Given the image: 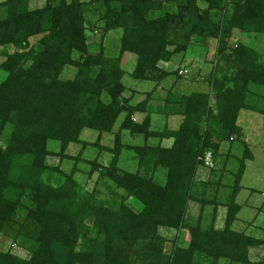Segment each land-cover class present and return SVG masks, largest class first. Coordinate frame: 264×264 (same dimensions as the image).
I'll list each match as a JSON object with an SVG mask.
<instances>
[{
	"label": "trees",
	"instance_id": "obj_1",
	"mask_svg": "<svg viewBox=\"0 0 264 264\" xmlns=\"http://www.w3.org/2000/svg\"><path fill=\"white\" fill-rule=\"evenodd\" d=\"M170 3L175 11L166 10ZM31 6L30 0L0 2V52L6 57L0 71L7 74L0 82V237L30 254L25 259L0 249V264H252L249 250L264 247V239L233 225L242 209L237 198L246 161L254 156L246 147L232 186L222 175L197 176L225 169L222 143L245 137L238 125L242 110L264 115V52L243 42L230 46L234 32L264 37V0H46ZM97 20L104 33L122 31L117 55L108 56L102 42L92 51L87 32ZM210 39L218 47L205 78L209 92L169 90L154 107L158 88L174 75L183 78V71L159 63L186 55L194 40ZM126 53L136 56L132 78L155 84L139 103L135 90L126 95ZM70 68L75 73L67 78ZM138 115L144 118L137 121ZM153 115L165 118L162 130L152 129ZM173 117L182 118L175 128L168 123ZM86 130L97 133L96 142L83 139ZM125 131L143 143H125ZM105 134L114 136L112 147L101 143ZM50 142L60 144L59 152L49 149ZM71 144L82 146L77 156L68 153ZM88 147L111 154L110 163L85 160ZM124 152L136 160L135 171L121 167ZM54 157L59 165L48 163ZM64 160L74 162L69 172L61 167ZM81 163L114 200L82 186L75 178ZM130 198L140 207L128 204ZM190 203L201 206L194 222ZM208 206L213 220L204 225ZM222 206L224 226L217 228ZM161 228L188 230V246L167 253Z\"/></svg>",
	"mask_w": 264,
	"mask_h": 264
},
{
	"label": "rangeland",
	"instance_id": "obj_2",
	"mask_svg": "<svg viewBox=\"0 0 264 264\" xmlns=\"http://www.w3.org/2000/svg\"><path fill=\"white\" fill-rule=\"evenodd\" d=\"M6 0H0L3 2ZM34 4H32V8H39L45 5L46 0H33ZM88 1V0H87ZM42 2V3H41ZM201 7H205V4H200ZM175 5L170 3L166 6L167 11H175ZM157 14V13H156ZM159 15V13L157 14ZM98 17V16H97ZM99 19V18H98ZM219 18H216L218 20ZM122 35L121 30L110 31L109 33H104V22L101 20H97L95 28L87 32V36L89 38V44L92 45V51L97 53L99 51L100 43L102 42L103 48L106 51L108 56L117 55L120 47V38ZM230 46H235L239 42H243L245 44H252L257 47V49L261 52H264V37H260L255 40L253 36L246 35L243 33L234 32L231 40ZM34 42V41H32ZM204 41L194 40L192 43V49L186 54H177L174 56L173 60L170 63H159V66L166 71H183V78L177 79L174 75L167 79L160 88H158L155 93V98L152 102L153 106L156 107L160 105L161 97L164 99L166 97V93L169 90H172L174 94H189L193 91H204L209 92V84L205 78L211 73L214 68L216 52L218 47V42L216 39H210L207 44H203ZM9 52H13V48L7 49ZM188 55V56H187ZM5 54L0 52V63L5 60ZM136 64V56L131 53H126L123 57L122 67L126 70V76L124 77V84L127 86L128 91L126 92L127 96H131L132 90L138 92L140 95L135 96V102L139 103L142 101L146 94L152 91L155 87V84L152 82H139L132 78L131 73L133 72ZM75 70L70 68L66 70L65 77L71 78L73 77ZM7 76L6 73L0 71V82ZM137 121H141L144 118V115L136 116ZM152 129L154 130H162L165 125V118L161 115H153L152 116ZM182 118L173 117L168 120L170 125L175 128L179 125ZM121 121V118H120ZM238 125L243 130L245 135L243 140L222 143L220 154L221 158L224 160L222 163L225 164V169H221L218 167V173L210 174L207 169H203L202 173L198 174L197 180L205 181L207 180L208 174L212 177V179L218 178V176L222 175L224 178L223 183L228 186H232L234 183V176L237 172V169L240 165V160L242 159L246 147L249 152L254 156V163L250 161H246V171L243 175V179L241 182L242 191L239 193L237 201L241 205L242 210L238 215V220L234 223L233 228L238 231H245L246 234L253 236L255 238L264 239V206L263 209H259L262 205H258L256 202V198L258 200L264 199L261 194L264 193V115L259 113H255L250 110H242L239 115ZM118 130V126H116L115 131ZM97 133L92 131H85L83 133V139L89 141L91 143L96 142ZM124 142L127 144H142L143 140L140 137L133 138L129 132H124ZM102 144L112 147L114 145V136L105 134L102 137ZM151 144H158V140H150ZM170 141H164L165 146L170 145ZM81 145L71 144L68 153L72 156H77L81 150ZM49 149L54 152H59L60 144L58 142H50ZM85 160L93 161L98 158L99 161L108 165L112 158V155L109 153H104L100 155L98 154V149L93 147H88L85 149L83 156ZM48 163L50 165H59L60 159L57 157L50 158ZM74 162L72 160H64L61 163V167L69 172L73 168ZM121 167L125 170L135 171L137 169V162L132 158V154L129 152H124L122 156V161L120 163ZM80 170L76 173L75 178L82 184V186L88 190H93L94 188H98L101 192L100 198L106 200H114V195L112 191L108 190L102 182L97 181V177L93 176L90 178L88 176L90 165L81 163L79 165ZM223 168V167H222ZM222 170V171H221ZM215 175V176H214ZM214 176V178H213ZM163 175H159V180L163 182ZM225 196L227 190L225 188L217 187ZM255 190L252 200H247V196L249 193H252ZM261 192V194H260ZM118 194H124V191L117 190ZM210 190L207 197L209 196ZM252 201V202H251ZM133 207H140L139 203L134 199L130 198L127 202ZM257 208V209H252ZM201 212V206L197 203H190L189 205V215L190 220L197 221ZM214 208L212 206H208L205 209L203 214V224H209L213 220ZM258 216V217H257ZM21 217V214H20ZM226 217V208L219 207L217 209V215L215 219V226L217 228H223L224 220ZM160 234L167 239L165 245V251L167 253H171L174 247H186L190 241V234L188 230L182 229L179 231L161 228ZM0 249L3 251L11 250L16 255L21 258L28 259L30 254L19 247L18 244L14 243V241L3 235L0 237ZM249 257L252 264L264 262V247H253L249 250ZM220 264H228L226 261L222 260Z\"/></svg>",
	"mask_w": 264,
	"mask_h": 264
},
{
	"label": "crops",
	"instance_id": "obj_3",
	"mask_svg": "<svg viewBox=\"0 0 264 264\" xmlns=\"http://www.w3.org/2000/svg\"><path fill=\"white\" fill-rule=\"evenodd\" d=\"M34 1L33 0H30V3H31V5L32 4H34L33 3ZM42 3V2H41ZM161 87V86H160ZM159 87V88H160ZM250 162H252V163H254V158L252 159V160H249ZM242 191V190H241ZM253 192L252 193H249V195L247 196V200H248V202H249V200H252L253 201V198H252V195H253V193H254V191L255 190H252ZM260 194H261V192H260ZM261 196L263 197L264 196V193L263 194H261ZM256 200V202L255 203H257L258 205H262L261 207H258L259 209H263L262 207L264 206V199H261V200H258L257 198L255 199ZM251 201V202H252ZM251 208L252 209H257V208H253V206H251ZM242 210V209H241ZM241 212V211H240ZM258 217V216H257ZM239 219V218H238Z\"/></svg>",
	"mask_w": 264,
	"mask_h": 264
},
{
	"label": "built area",
	"instance_id": "obj_4",
	"mask_svg": "<svg viewBox=\"0 0 264 264\" xmlns=\"http://www.w3.org/2000/svg\"><path fill=\"white\" fill-rule=\"evenodd\" d=\"M205 162L209 167H213L214 163H213V159H212V154L211 153H207L206 158H205Z\"/></svg>",
	"mask_w": 264,
	"mask_h": 264
}]
</instances>
